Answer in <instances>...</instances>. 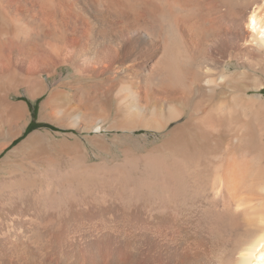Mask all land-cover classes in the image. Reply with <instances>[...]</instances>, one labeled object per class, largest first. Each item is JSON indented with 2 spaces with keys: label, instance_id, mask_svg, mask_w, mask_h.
I'll return each mask as SVG.
<instances>
[{
  "label": "bare ground",
  "instance_id": "obj_1",
  "mask_svg": "<svg viewBox=\"0 0 264 264\" xmlns=\"http://www.w3.org/2000/svg\"><path fill=\"white\" fill-rule=\"evenodd\" d=\"M1 81L0 155L95 151L0 159V264H264V0H0Z\"/></svg>",
  "mask_w": 264,
  "mask_h": 264
},
{
  "label": "rangeland",
  "instance_id": "obj_2",
  "mask_svg": "<svg viewBox=\"0 0 264 264\" xmlns=\"http://www.w3.org/2000/svg\"><path fill=\"white\" fill-rule=\"evenodd\" d=\"M48 82L50 83L51 86H57L56 83L58 84V82L60 81H55L54 80H48ZM0 83L4 84L3 81H1ZM68 86V85H67ZM46 97V95H43L42 97L36 99V100H32L30 98H27V97H24L26 98L27 102H28V106H29V109H30V119H29V125L27 127V129H29L30 125L32 130L28 131L27 132V129L24 131V133L18 138L16 139L13 144L7 149L5 150L1 155H0V159L5 155L7 154L10 150H12L15 146H17L21 141H23L31 132L35 131V130H40V129H48L50 130L51 132L55 133V134H66V133H72L74 135H78L79 137H81L84 142H86L85 144L87 145L88 149L91 150V152L89 153L90 155H94V153L92 152L93 150L95 151V149H93L91 147V144L88 142V140L85 138V136L87 135H91V134H94V133H86V132H83V133H80L79 131L75 130V129H66V128H60L58 126H56L55 124H52L50 123L49 121H42L40 119V111H41V103L43 101V99ZM144 133H149L147 131H139L138 134L136 135H139V134H144ZM154 138V136H151L150 139ZM23 159H22V165L28 169H31V168H34V164H33V161H32V158L27 156L26 158L25 156H22L20 155ZM31 159V160H30ZM26 160V161H25ZM28 160V161H27ZM32 163H31V162ZM30 163V164H29Z\"/></svg>",
  "mask_w": 264,
  "mask_h": 264
},
{
  "label": "trees",
  "instance_id": "obj_3",
  "mask_svg": "<svg viewBox=\"0 0 264 264\" xmlns=\"http://www.w3.org/2000/svg\"><path fill=\"white\" fill-rule=\"evenodd\" d=\"M31 126H32V125H30L29 129H27V132H28V131H30V130H32V129H30V128H31Z\"/></svg>",
  "mask_w": 264,
  "mask_h": 264
}]
</instances>
